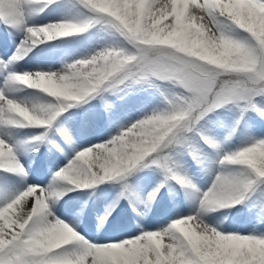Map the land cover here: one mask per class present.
<instances>
[{"label":"snow or ice","instance_id":"1","mask_svg":"<svg viewBox=\"0 0 264 264\" xmlns=\"http://www.w3.org/2000/svg\"><path fill=\"white\" fill-rule=\"evenodd\" d=\"M56 3L0 0V24L22 34L12 56L0 60V135L36 129L38 134L26 143L40 144L55 131L70 145V133L58 127L67 110L134 86L157 92L170 88L168 94L160 92L162 108L77 151L47 185H26L0 205V264H264V234L226 233L202 219L245 202L264 186V137L249 132L238 147L224 151L201 128L210 113L229 105L241 117L251 112L264 120V0H66L87 15L79 21L29 25V16ZM97 26L117 38V45L56 72L11 70L39 45ZM18 88L48 99L38 104L16 100L12 94ZM182 155L213 175L206 190L181 171ZM146 168L158 170L162 182L141 201L127 181ZM0 173L21 179L28 175L4 138ZM109 182L120 185L118 199L129 200L134 212L141 203L150 207L166 184L175 183L190 197L194 211L157 230L140 229L106 243L90 242L54 214L55 203L68 191ZM115 204L105 209L98 227ZM258 207L264 219V202Z\"/></svg>","mask_w":264,"mask_h":264},{"label":"bare ground","instance_id":"2","mask_svg":"<svg viewBox=\"0 0 264 264\" xmlns=\"http://www.w3.org/2000/svg\"><path fill=\"white\" fill-rule=\"evenodd\" d=\"M157 2L163 3L165 0H157ZM56 5L57 4H54L46 9L52 10ZM65 6H67L66 9H70L68 11L65 10L64 12L60 10L62 15L65 13L69 14L70 18L75 17L76 10L68 5ZM46 14L48 13L44 11V13H40V15L29 16V25H39V20L47 16ZM53 17H51L52 20H54ZM21 35V33L5 28L3 24H0V60H7L8 57L12 56L13 52L15 51L16 44H18L19 40L21 39ZM80 38H82V36H78L76 38L70 37L66 41L73 39L80 40ZM63 41L65 40L59 39L54 42H49L48 44L39 45L38 47L34 48L23 60L11 66V70L18 73L48 70L50 65L45 66V64H42V61L45 59V56L51 51V49L54 50L55 47L57 48V45ZM71 42L75 41L73 40ZM59 55L60 52L56 55L53 54L52 59L56 60V57H59ZM0 82H2V75H0ZM32 94L35 96V100L41 101V99H48L39 92L19 88L15 93L12 94V98L17 100V98L20 97H31ZM92 101L93 100H91V102ZM118 109L122 114L125 109L127 110L132 108L121 104ZM103 113L100 108H97L94 112L89 111L88 114L77 116L71 125L69 124V132L76 139V143L70 145L66 144L60 139L59 136L55 134V131H50V137L56 138L62 148L60 151H56L55 153L41 150L42 148L47 147L44 145L45 142L40 144H26L22 148L15 147L14 150H19L16 151L18 153L20 163L24 166L28 175L26 179H21L15 176L0 173V205H2L5 200L13 197L12 193L14 190H16L15 186L17 185V182H22L23 189L29 184H39L41 186L47 185L46 180L40 174V172L43 173L45 164L48 168H50L49 173L51 172L50 174H52L55 172V170L58 171L68 163L72 152H77L79 149L85 148L86 146H91V143H97V141L104 137V135L109 134V130H111L109 128L110 125H114L117 122L116 120L119 119V115L112 116L106 113H104L106 114L104 115ZM122 120L125 123L129 120V118H122ZM58 127H60L59 124ZM18 131L29 134L31 131H36V129L10 130L12 134ZM0 138L6 139L7 143H9L11 140L9 139L8 135H0ZM210 176L211 173L208 172L207 177L202 176L201 179H195L196 182L192 180L191 181L196 185L197 188H199L201 191H204L206 190L207 180L210 178ZM150 182L151 181L145 179L142 174L136 175L133 179L132 191L140 198V200H142V196L144 194L143 190H145L146 187L150 186L153 190L154 188H152V185H158V183ZM173 185L175 186L179 195V199H177L178 201L172 198L171 200L163 199V195H161L162 199L158 198V200L153 201L148 208H145L144 205L140 204L137 208V211L141 213L139 218L133 217L132 214L129 216L127 215L130 210H133L132 206H130L129 200L118 199V193H116L111 201H108L110 191L105 187V184L97 186L95 189L89 190V192L93 195H97L93 198V200H90V206L88 203L83 204L82 190L68 191L65 196L55 203L53 212L60 220L73 226L75 231H77L81 236L90 242L106 243L114 240L124 239L131 235L138 234L141 227L140 225H146L152 231L153 229L160 228L161 225L165 223L167 218L178 217L182 215L183 211L188 213L194 210L193 202L186 192L181 190L179 186H176L175 184ZM114 201H116V204L111 216L108 217V220L105 222L104 226L98 227L99 218L103 216L105 212L102 210L103 207H101L100 202H103L107 209L113 204ZM222 212L223 209H218L217 211L207 213L202 217V219L207 225L215 226V216ZM247 226L248 225H244L245 230L247 229Z\"/></svg>","mask_w":264,"mask_h":264},{"label":"rangeland","instance_id":"3","mask_svg":"<svg viewBox=\"0 0 264 264\" xmlns=\"http://www.w3.org/2000/svg\"><path fill=\"white\" fill-rule=\"evenodd\" d=\"M56 4L57 5L52 10L50 9L44 10L48 14H46L47 16L39 20V25L54 23L59 20L79 21L82 20L87 15L82 9L72 7L73 9L76 10L77 13V17H74L72 19L70 18L69 14L64 13L62 15L60 11L62 10L64 12L65 10L68 11L70 9V8L66 9L67 8V6H65L67 5L66 0H57ZM44 11L42 13H44ZM58 13L61 15H59ZM51 17H53L54 20H52ZM169 22H170V18L169 20L163 21V24L166 25ZM78 36H82V38H80V40L73 39L75 42H71L73 40L66 41L69 38H63L61 40H65V41L58 44L57 48L55 47L54 50L51 49V51L45 56V59L43 58L44 60L42 61V64H45V66L50 65L49 69L45 70V72L59 71L65 64H71L76 60L90 57L91 55H94L96 52L102 50L103 48L116 46L118 43L117 38L113 37L110 33H108L105 29H103L100 26L91 28L85 33H82ZM76 37L74 36V38ZM59 52H60L59 57H56V60L52 59L53 54L56 55ZM28 73H34V72L28 71ZM169 88L170 86H164L160 89V92H163L164 94H168ZM160 92H157L155 89L145 85V86H134L131 89H125L124 91L115 94H105L102 99L97 98L92 102L89 101L86 104H81L80 106L74 107L62 113L61 116L58 118L59 121L58 124L60 125V127H62L63 129L69 132V124L71 125V123L74 121V119L77 118V116L82 114H88L89 111L94 112L96 111L97 108H100L102 110V113L104 112L108 115H112V116L119 115L118 116L119 119L121 117L123 119L129 118V120L125 122V125L123 126L122 125L116 126L111 124L109 127L111 129L109 130V134L104 135V137L99 139L97 143H91V145L98 144L109 139L111 136L116 135L117 132L121 130V127L129 126L132 122L136 121L142 116L149 114L154 110H158L162 108L163 99L160 95ZM34 97L35 96H33L32 94L31 97L28 96L20 97L17 98V100L24 101L28 104H38L47 101V99L45 100L41 99V101L35 100ZM121 104L129 106L132 109H127V110L125 109L121 114V112L118 109V107ZM119 119L116 121H119ZM237 120H239L238 125L236 123ZM116 127L118 128L120 127V129H117ZM201 128L204 130V132H206L207 135L213 138L216 142L220 143L223 146L224 151H231L236 147H238L241 144L243 138L246 135H248L249 132H251L253 135L257 137H264V120H260L256 118L255 114L251 112L246 113L243 117H241L240 113L231 105L226 106L225 108H222L220 110H217L214 113H210L201 122ZM33 132L31 131V133L29 134L22 133L20 131L14 134H12V132H9L8 137L9 139H11L9 144L13 146V148L15 147L22 148L27 144L26 141L31 136L38 134L39 130ZM70 135L72 139V144L76 143V139H74L71 133ZM229 135H231V139L226 140L225 138ZM53 144H55L57 147L54 148L52 146ZM44 145H46L47 147L42 148L41 150L44 151L46 150V152L50 151L52 153H55L56 151H60L62 149L57 139L50 137V134L48 136V140L45 141ZM87 147L89 146H86L85 148ZM75 153H76L75 151L71 153L68 162L74 157ZM203 153L207 158L213 157V153L209 149L204 148ZM180 159L182 161L181 171L184 174H186L192 181L196 182V180L201 179L202 176L207 177L209 172L208 169L204 168L201 165H198L187 155H182ZM46 170L50 171V168H47ZM56 171L57 170H55V172ZM50 173L45 177L47 184L49 183L51 176L53 174ZM140 174H142L145 177V179H147L148 181H151L150 183L160 184L162 182V175L158 170L146 168L143 169L142 171L134 173L131 177H129L127 181L129 185L131 184L135 176ZM212 179H213V175L211 174L210 178L207 180L206 189L210 186ZM168 184L169 186H166L160 190L155 200H158V198L162 199L161 195H163V199H168V200H171V198L176 200L179 199L178 198L179 195L176 191V188L174 185H172L173 183L169 182ZM105 187L108 188L110 191L108 201H111V199L116 195V193L119 194L120 191L119 184L109 182V183H105ZM155 187L157 186L153 184L152 188ZM15 188L16 190H14L13 192V197L17 193L23 190L22 182L19 183L17 182ZM147 189L148 191L144 193L143 199L148 195V193L152 191L150 186L146 187L145 190ZM82 192H83L82 200H84V202L86 200L88 201V196H90L89 189H83ZM262 202H264V186L257 188L253 193H251L249 198L245 202L241 204H237L232 208H224L222 213L220 214L218 213V215H216L214 219V222H216V225L218 226H210V225L208 226L214 227L218 231H223L226 233L235 232L241 235H248L250 232H253L254 230L255 234H264V219H260L259 207H258ZM100 204L101 207H103L102 210L105 211L106 205L103 202H100ZM193 211L194 210L188 213H182L181 216L190 215L193 213ZM175 218L178 217L167 218L165 220V223H163L160 228L166 226L171 220ZM229 225H231L230 226L231 228L228 227ZM243 225H248L246 227L247 228L246 230L243 228ZM157 229L159 228L153 229L152 231Z\"/></svg>","mask_w":264,"mask_h":264}]
</instances>
